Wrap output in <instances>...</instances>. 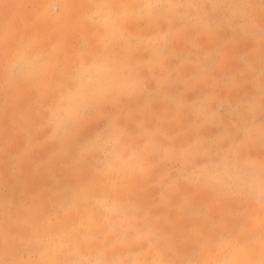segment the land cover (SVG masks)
I'll use <instances>...</instances> for the list:
<instances>
[{"label": "clouds", "instance_id": "clouds-1", "mask_svg": "<svg viewBox=\"0 0 264 264\" xmlns=\"http://www.w3.org/2000/svg\"><path fill=\"white\" fill-rule=\"evenodd\" d=\"M0 264H264V0H0Z\"/></svg>", "mask_w": 264, "mask_h": 264}]
</instances>
